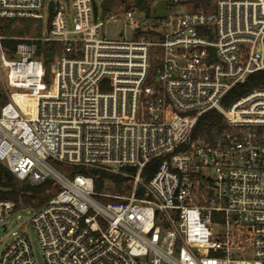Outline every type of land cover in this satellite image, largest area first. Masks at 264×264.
I'll use <instances>...</instances> for the list:
<instances>
[{"label": "built area", "instance_id": "built-area-1", "mask_svg": "<svg viewBox=\"0 0 264 264\" xmlns=\"http://www.w3.org/2000/svg\"><path fill=\"white\" fill-rule=\"evenodd\" d=\"M195 1L104 17L93 0H0V25L47 23L40 37L0 32V165L22 183L56 186L43 205L21 207L0 187V227L34 208L45 264H264V88L223 105L264 69V0L213 10ZM110 21L119 38L102 31ZM19 92L36 101L22 106ZM212 109L225 127L192 139ZM57 166L119 173L132 190L101 203L91 175ZM14 234L0 264H37L27 235Z\"/></svg>", "mask_w": 264, "mask_h": 264}, {"label": "trees", "instance_id": "trees-1", "mask_svg": "<svg viewBox=\"0 0 264 264\" xmlns=\"http://www.w3.org/2000/svg\"><path fill=\"white\" fill-rule=\"evenodd\" d=\"M128 1L130 0H93V5L96 13H98L99 8L102 10V15L104 17L119 8L127 10L131 5H135L140 11L150 15L152 11V0H132V4H127ZM215 4L216 1L214 0H196L194 7L203 8L204 10H213ZM7 43L11 46H15L17 42L9 41ZM46 65L49 66L47 61ZM257 88H264V69L251 73L244 82L236 84L225 95L223 105L229 106L231 102L237 98ZM224 127V116L218 110L212 109L199 116L191 138H202L206 141H212ZM160 160V158H156L146 166L143 172L145 180H148L154 174ZM68 170L73 173L85 172L91 175L95 183V197L101 203H108L116 200L114 197L102 195L110 191L109 184L112 185L114 189V195L123 196L130 193L132 190L130 178L119 173H113L102 169H84L81 167H68ZM128 170L134 171V169ZM17 181L16 177L5 166L0 165V187L6 189L1 192V196L15 201L18 207H21V205H43L52 197L53 191H56V186L51 180H47L39 185H30L26 183L18 185Z\"/></svg>", "mask_w": 264, "mask_h": 264}, {"label": "rangeland", "instance_id": "rangeland-1", "mask_svg": "<svg viewBox=\"0 0 264 264\" xmlns=\"http://www.w3.org/2000/svg\"><path fill=\"white\" fill-rule=\"evenodd\" d=\"M217 1V0H214ZM62 2L65 5H70L71 0H62ZM99 2V1H98ZM132 4V0L128 1L127 4ZM155 10L158 14L163 13L162 9V3L159 2L155 7ZM122 8H119L118 10H121ZM47 29V23H45L43 20L39 19H13L5 21L3 20L0 25V32L5 35L10 36H16V37H40L42 36ZM123 29L122 25L115 21H110L106 23V26L102 31L107 32L108 37L111 38H119V33ZM132 31L126 30L125 34L128 35ZM49 64V61H48ZM48 82V81H47ZM11 91H19L16 89H11ZM15 98H17L22 105V99H24L26 102H28V105H32L35 102V98L28 94H23L21 92L14 95ZM57 168L60 171L64 172H71L68 170V167L66 166H57ZM72 168V167H70ZM110 172V171H109ZM115 173V172H113ZM18 185H22L23 183L21 181H17ZM110 191H108L106 194L109 195V197H116L119 195H114V189L112 185L109 184ZM55 192V191H53ZM129 193L125 194L128 195ZM34 208L27 207V208H21L20 210L14 212L12 216L9 217V219L6 222L7 230L4 231L3 227H0V257L3 252V250L12 242V240L15 237L14 232L17 234L19 233H25L27 237L30 240L33 254L36 259L37 264H45V259L43 256L42 248L40 245L39 238L31 224V218L34 215Z\"/></svg>", "mask_w": 264, "mask_h": 264}, {"label": "water", "instance_id": "water-1", "mask_svg": "<svg viewBox=\"0 0 264 264\" xmlns=\"http://www.w3.org/2000/svg\"><path fill=\"white\" fill-rule=\"evenodd\" d=\"M50 8L53 9V2L50 3ZM52 55H53V52L52 51H46L44 52V56L48 58L49 61L52 60ZM145 191V188L143 186H141L138 190V193L139 194H142L144 193Z\"/></svg>", "mask_w": 264, "mask_h": 264}, {"label": "bare ground", "instance_id": "bare-ground-1", "mask_svg": "<svg viewBox=\"0 0 264 264\" xmlns=\"http://www.w3.org/2000/svg\"><path fill=\"white\" fill-rule=\"evenodd\" d=\"M16 99H17V98H16ZM17 100H18V99H17ZM18 101H19V100H18ZM35 101H36V99H35ZM22 103H23L22 106H26V105H28V104H27L28 102H26L24 99H22Z\"/></svg>", "mask_w": 264, "mask_h": 264}]
</instances>
